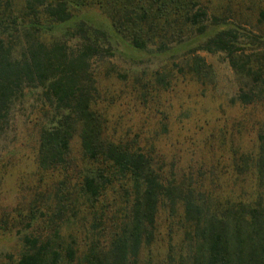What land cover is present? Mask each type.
<instances>
[{
  "label": "trees",
  "instance_id": "trees-1",
  "mask_svg": "<svg viewBox=\"0 0 264 264\" xmlns=\"http://www.w3.org/2000/svg\"><path fill=\"white\" fill-rule=\"evenodd\" d=\"M87 8H96L105 17L111 34L73 20ZM207 9L200 0H0V137L10 126L15 102H25V93L35 94L32 126L37 130L36 169L60 171L64 179L73 136L79 141L84 162L76 189L61 196L54 192L53 209L43 208L51 226L49 233H21L13 264H138L140 250L154 240L158 211L163 208L170 217L178 207L186 248L177 257V264H264L261 196L251 204L230 203L210 210L209 198L194 191L198 186L192 185L190 177L177 180L173 163L166 165L152 147L144 151L135 135L123 141L112 139L106 131V119L92 108L99 93L89 60L109 50L112 41L140 52L151 45L164 53L170 45L185 40L198 44L193 52L226 55L240 80L231 105L264 108V32L243 35L238 29L242 19L235 10L236 25L232 26L220 14L208 16ZM256 22L264 25L263 9L257 12ZM242 36L245 43L239 41ZM65 38L81 42L76 53L68 51ZM252 44L263 47L247 49L250 53L245 54L244 45ZM189 60L186 73L201 84L208 81L211 71L203 60L197 56ZM162 79L165 75L157 77V84L165 85L160 83ZM163 120L165 117H159ZM161 124L164 132L165 124ZM257 140L254 158L234 150L231 159L235 172L254 169L261 188L264 135L258 134ZM116 185L126 203L123 218L106 239L101 238L102 230L94 229L98 239L93 238L78 257L71 236L61 234V225L67 224L62 215L86 205L93 210V218L99 219L96 211L104 207L100 202ZM36 203V199L28 202L25 215L16 214L17 218L22 216L17 224L31 226L40 212Z\"/></svg>",
  "mask_w": 264,
  "mask_h": 264
},
{
  "label": "rangeland",
  "instance_id": "rangeland-1",
  "mask_svg": "<svg viewBox=\"0 0 264 264\" xmlns=\"http://www.w3.org/2000/svg\"><path fill=\"white\" fill-rule=\"evenodd\" d=\"M200 1L208 7V16L212 12L220 14L232 26L236 25L232 16L235 10L242 19L237 28L243 35L264 32V25L256 22L257 12L264 10L263 1ZM73 20L84 21L111 34L105 17L96 8L81 10ZM64 40L69 52L76 53L81 46L77 39ZM239 41L245 43L246 40L242 36ZM197 46L194 41L185 40L170 45L164 53L156 52L151 45L140 52L112 41L109 50L89 60V70L99 93L92 108L106 119V131L112 139L123 141L135 135L137 145L144 151L152 147L166 165L173 163L177 180L182 176L190 177L192 185L198 186L194 191L209 198L210 210L230 203L251 204L258 196L264 199V186H257L255 170L235 172L231 159L234 150L256 156L258 134L264 135V108L243 109L236 103L231 105L229 101L237 94L240 80L230 68L226 55L202 50L193 52ZM255 47L263 46L252 44L245 48L244 45V53H250L247 49ZM192 56L201 58L210 68V79L203 84L186 73L185 64ZM163 75L165 80L160 83L167 84H157V77ZM36 97L25 93V102H15L10 126L0 137V264H13L16 260L21 233H49L51 226L47 225L43 208L53 209L54 192L59 191L61 196L76 189L84 165L79 141L73 136L66 154L64 179L60 171L36 169L37 130L32 126ZM161 116L165 120L159 121ZM161 122L165 124L164 132ZM196 179L201 182L194 183ZM33 199L40 208L38 217L29 228L27 222L17 224L16 220L22 216L17 218L16 214L25 215L27 204ZM100 204L104 206L103 210L96 211L100 221L96 216L93 218V210L86 205L73 207L62 215L67 224L61 225V234L71 236L78 257L93 238L98 239L92 232L94 229L102 230L101 238L106 239L124 216L126 203L117 185L113 191H106ZM180 222L179 207L170 217L161 208L155 220L154 240L149 247L140 250L138 264H177V257L186 248Z\"/></svg>",
  "mask_w": 264,
  "mask_h": 264
}]
</instances>
